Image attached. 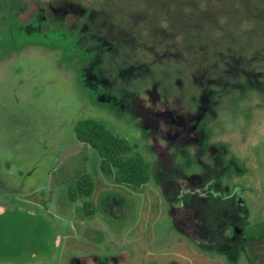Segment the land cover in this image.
<instances>
[{
	"label": "rangeland",
	"instance_id": "obj_1",
	"mask_svg": "<svg viewBox=\"0 0 264 264\" xmlns=\"http://www.w3.org/2000/svg\"><path fill=\"white\" fill-rule=\"evenodd\" d=\"M85 119L145 186L101 173ZM260 222L264 0H0V264H264Z\"/></svg>",
	"mask_w": 264,
	"mask_h": 264
},
{
	"label": "trees",
	"instance_id": "obj_2",
	"mask_svg": "<svg viewBox=\"0 0 264 264\" xmlns=\"http://www.w3.org/2000/svg\"><path fill=\"white\" fill-rule=\"evenodd\" d=\"M74 134L79 143L97 152L100 158V171L105 176H111L113 184L138 191L149 182L150 164L136 151V146L131 145L103 122L94 119L81 120L76 123ZM93 190L91 178L87 174H82L67 188V197L74 203L79 199L91 197ZM82 209L86 216L93 213L89 202L83 203ZM244 236L249 240L263 239L264 222L247 227Z\"/></svg>",
	"mask_w": 264,
	"mask_h": 264
}]
</instances>
